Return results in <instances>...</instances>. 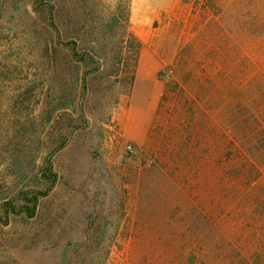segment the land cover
I'll return each instance as SVG.
<instances>
[{"label": "rangeland", "instance_id": "obj_1", "mask_svg": "<svg viewBox=\"0 0 264 264\" xmlns=\"http://www.w3.org/2000/svg\"><path fill=\"white\" fill-rule=\"evenodd\" d=\"M0 264H264V0H0Z\"/></svg>", "mask_w": 264, "mask_h": 264}, {"label": "trees", "instance_id": "obj_2", "mask_svg": "<svg viewBox=\"0 0 264 264\" xmlns=\"http://www.w3.org/2000/svg\"><path fill=\"white\" fill-rule=\"evenodd\" d=\"M211 1L213 0H196V3H203L207 5ZM118 12L120 15L118 20L120 21V28H122V46L120 49H118L117 55L119 57V62L122 64L124 62V64L122 65L123 70L114 76V89L116 93H118L122 87L130 89L133 86L138 67L139 55L142 48V43L140 40L129 30V5H127L125 2L121 3ZM57 32L60 34L58 27ZM68 45L71 48L72 57L74 59L80 60L78 59V54L76 51V43L70 42ZM92 56L88 57V59L93 60ZM116 102H118V98H116ZM48 162L50 163V160ZM47 193L48 191L36 193L32 198L28 199L29 202L33 203L32 208L28 209L30 210V215L34 214L39 197L46 196Z\"/></svg>", "mask_w": 264, "mask_h": 264}, {"label": "built area", "instance_id": "obj_3", "mask_svg": "<svg viewBox=\"0 0 264 264\" xmlns=\"http://www.w3.org/2000/svg\"><path fill=\"white\" fill-rule=\"evenodd\" d=\"M128 150L133 151L132 148H131V146L128 147Z\"/></svg>", "mask_w": 264, "mask_h": 264}]
</instances>
